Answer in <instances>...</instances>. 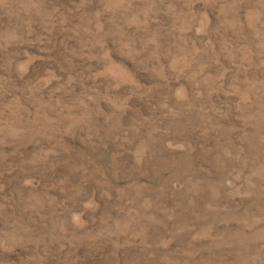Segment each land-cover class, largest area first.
Wrapping results in <instances>:
<instances>
[{"label":"rangeland","instance_id":"obj_1","mask_svg":"<svg viewBox=\"0 0 264 264\" xmlns=\"http://www.w3.org/2000/svg\"><path fill=\"white\" fill-rule=\"evenodd\" d=\"M0 264H264V0H0Z\"/></svg>","mask_w":264,"mask_h":264}]
</instances>
